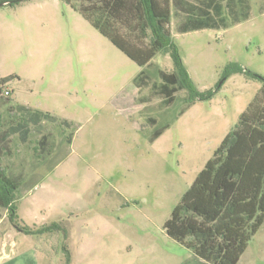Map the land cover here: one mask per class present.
Here are the masks:
<instances>
[{"label":"rangeland","instance_id":"374dc122","mask_svg":"<svg viewBox=\"0 0 264 264\" xmlns=\"http://www.w3.org/2000/svg\"><path fill=\"white\" fill-rule=\"evenodd\" d=\"M245 1L247 20L186 33L179 27L194 19L170 4L171 38L190 80L200 92L222 84L183 112L185 90L166 105L158 91L159 71H174L168 51L144 68L149 79L138 89L141 68L68 3L0 7V80L12 77L0 91V136L19 121L18 106L58 119L31 124L24 139H0V168L19 185L15 222L42 230L17 233L0 209V245L16 236L39 264H189L195 255L164 223L261 90L243 74L223 81L224 69L264 77V0ZM223 16L232 20L225 8ZM242 255L238 264H264V224Z\"/></svg>","mask_w":264,"mask_h":264},{"label":"trees","instance_id":"16d2710c","mask_svg":"<svg viewBox=\"0 0 264 264\" xmlns=\"http://www.w3.org/2000/svg\"><path fill=\"white\" fill-rule=\"evenodd\" d=\"M30 0H0L5 6L15 7ZM68 3L87 20L102 36L141 68L134 79L142 89L149 77L144 69L159 52H169L174 71H159L163 84L158 91L169 104L176 92L185 90L182 112L198 101L211 100L221 85L214 90L200 92L190 80L170 30V4L191 19L179 27L180 33L201 29L228 28L249 17L245 0H61ZM80 4V5H79ZM227 15L232 17L226 21ZM189 18V19H190ZM191 24V25H190ZM232 74H243L247 79L261 84L260 93L240 115L235 127L225 136L212 158L197 174L190 188L181 197L164 223L166 235L190 250L208 264H237L252 238L264 224V77L249 72L237 64L228 65L223 81ZM12 77L0 80L2 86ZM10 95V93H9ZM4 97V96H3ZM8 96H5L7 98ZM19 121L0 139L19 134L21 139L30 133L29 126L42 120L57 122L47 113L18 106ZM154 124V119H149ZM66 128L67 121H60ZM167 126L157 129L153 142ZM68 136V144L72 142ZM43 136L39 145H45ZM19 188L0 168V209L7 211L9 222L20 232L33 235L32 231L16 224L15 195ZM54 223L44 230H57Z\"/></svg>","mask_w":264,"mask_h":264},{"label":"crops","instance_id":"0c3cea01","mask_svg":"<svg viewBox=\"0 0 264 264\" xmlns=\"http://www.w3.org/2000/svg\"><path fill=\"white\" fill-rule=\"evenodd\" d=\"M17 233H22L19 230ZM24 234V233H22ZM26 236L30 237L31 235ZM16 237V236H15ZM15 237L9 241H4L3 238L0 245V264H39L37 253L32 249H24L19 247V243ZM243 256V255H242ZM242 257H240L241 260ZM239 260V262H240ZM189 264H208L198 257H191ZM238 264V263H237Z\"/></svg>","mask_w":264,"mask_h":264},{"label":"built area","instance_id":"2783aa9c","mask_svg":"<svg viewBox=\"0 0 264 264\" xmlns=\"http://www.w3.org/2000/svg\"><path fill=\"white\" fill-rule=\"evenodd\" d=\"M4 96H9V92H4Z\"/></svg>","mask_w":264,"mask_h":264},{"label":"water","instance_id":"95a60500","mask_svg":"<svg viewBox=\"0 0 264 264\" xmlns=\"http://www.w3.org/2000/svg\"><path fill=\"white\" fill-rule=\"evenodd\" d=\"M5 5H6V3H0V7L5 6Z\"/></svg>","mask_w":264,"mask_h":264}]
</instances>
